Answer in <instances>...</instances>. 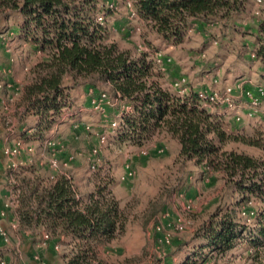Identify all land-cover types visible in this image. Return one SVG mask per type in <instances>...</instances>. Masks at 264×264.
Returning a JSON list of instances; mask_svg holds the SVG:
<instances>
[{
	"label": "rangeland",
	"instance_id": "obj_1",
	"mask_svg": "<svg viewBox=\"0 0 264 264\" xmlns=\"http://www.w3.org/2000/svg\"><path fill=\"white\" fill-rule=\"evenodd\" d=\"M97 2V17L108 28L109 40L135 56L147 55L164 89L181 97L183 93L171 90L173 84L181 82L184 96L197 90L223 97L233 89L239 107L230 115L225 108L202 105L212 114L224 112L217 116L225 117L234 129L238 126L232 115L255 119L238 131L253 136L257 128L264 133V100L254 108L237 89L244 82L240 81L243 74L252 78V90L259 85L260 72L244 57L252 54L246 44L253 42L249 32L264 6L250 0L253 6L248 13L206 24L201 31L191 29L182 43L174 45L148 28L131 0ZM21 24V15L0 10V230L6 233V239L0 236L5 241H0V253L5 264H36L37 257L45 264H65L69 240L56 249L41 232L25 235L12 217L19 216L25 180L39 178L49 184L60 176L68 178L85 200L100 184L99 178L112 182L113 196L127 224L115 240L98 248V264H180L200 246L198 234L213 215L227 211L234 212L248 231L234 250L222 257L211 255L204 264H264V240L260 245L252 241L258 235L255 214L262 202L253 199L249 207L238 206L241 196L222 174L206 172L180 158L178 141L165 131H156L142 143L119 141L124 117L133 107L111 84L95 81V89L74 88L68 80L70 105L43 139L38 136L33 129L37 118L23 116L24 108L18 103L31 70L47 56L24 41ZM159 57L168 63L160 65ZM104 94L107 99L102 100ZM226 149L264 158V150L255 147L230 144Z\"/></svg>",
	"mask_w": 264,
	"mask_h": 264
},
{
	"label": "trees",
	"instance_id": "obj_2",
	"mask_svg": "<svg viewBox=\"0 0 264 264\" xmlns=\"http://www.w3.org/2000/svg\"><path fill=\"white\" fill-rule=\"evenodd\" d=\"M131 2L148 28L174 45L182 43L189 30L201 31L206 24L233 20L250 4V0ZM0 10L21 15V37L47 56L31 70L18 103L24 108L23 116L37 118L33 129L38 136L43 139L70 105L68 80L74 88L83 85L85 89H95V81L107 82L133 107L124 117L119 141L142 143L156 131L171 135L180 145V158L206 172L222 174L226 184L240 194L238 206L249 207L253 199L262 202L261 211L255 214L258 235L252 240L262 243L264 158L226 147L242 144L264 150L263 132L254 128L252 136L246 130L238 131L235 123V129L230 127L225 117L202 105L199 91L190 90L181 97L164 89L147 55L135 56L109 40L108 28L98 21L97 0H0ZM257 30L256 57L251 59L260 62L264 72V19ZM99 182L85 200L65 176L49 184L39 178L25 180L20 225L35 232L45 229L54 247L69 240L65 264H98V248L115 240L127 224L113 196L112 182L108 178H99ZM247 227L232 211L216 213L198 234L200 246L180 264H204L211 255L225 256L238 246ZM1 256L0 264H5Z\"/></svg>",
	"mask_w": 264,
	"mask_h": 264
},
{
	"label": "built area",
	"instance_id": "obj_3",
	"mask_svg": "<svg viewBox=\"0 0 264 264\" xmlns=\"http://www.w3.org/2000/svg\"><path fill=\"white\" fill-rule=\"evenodd\" d=\"M254 1L257 2L259 5L264 4V0H254ZM98 21L101 23L102 18H98ZM251 57L252 58L256 57V49L252 50ZM157 61L159 62L160 65L161 64L165 65L166 63H168L165 59H162L160 57L157 59ZM162 68H164V67H162ZM180 83L173 84L171 90L175 91L176 93H179V94L183 93V96H184L185 92L182 91ZM237 89L241 90L245 99L254 108L258 107L261 104L262 100H264V84H259L256 86V90H252L251 88H248L245 83L242 82L241 84H239ZM199 96H200L201 100L203 101V103L207 104L208 106L225 108V110L228 112L230 110L235 111L239 107L238 101L236 100V98H234V90L233 89H229L228 94H225V96H223V97L219 96V94L212 93V92L210 93L208 91L200 92ZM103 99H107V96L105 94L102 95V100ZM93 103H95V102H93ZM250 116H252V113H250ZM237 119L239 120L238 117H237ZM113 125H114V127H117L118 124L114 123ZM8 153H9V151H8ZM13 153H15V151H13ZM0 236H2L3 238L6 239V233L4 231L0 230ZM44 238L48 241L49 240V234L45 233ZM59 247L60 246H55L56 249H58ZM36 264H45V262H43L42 259L37 257L36 258Z\"/></svg>",
	"mask_w": 264,
	"mask_h": 264
},
{
	"label": "crops",
	"instance_id": "obj_4",
	"mask_svg": "<svg viewBox=\"0 0 264 264\" xmlns=\"http://www.w3.org/2000/svg\"><path fill=\"white\" fill-rule=\"evenodd\" d=\"M252 3H254V2H252ZM255 5H256V3H254ZM253 5H248L247 6V8H246V10H245V12L244 13H248L247 11H249L248 9L250 8V7H252ZM257 6V5H256ZM258 6H260V7H263L264 6V4L263 5H258ZM264 9V8H263ZM264 19V10L262 11V14H261V16H260V18H259V20H256L255 22V25H252L254 28L249 32V36L248 37H251L252 39H253V42H249V43H247L246 45H247V47H249L250 48V50H252V49H254L255 47H257L258 46V44H257V42H256V35H257V26H258V24H259V21H261V20H263ZM249 50V51H250ZM252 62L253 64H254V66L258 69V71L260 72V79L258 80L259 82H257L258 84H260V83H264V72H263V68H262V66H261V64H260V62H258V61H253L252 59H251V56H249L248 58H247V56L246 57H244V62ZM247 71H248V69H247ZM245 73V72H244ZM247 77V75L246 74H243L242 75V78H241V80L240 81H244L243 83H245L246 84V86L249 88H251V87H253L252 85H255V84H253L252 83V78H246ZM194 91H197V90H194ZM224 112H222V113H214L215 115H224L223 114ZM225 113H227L228 115H230L229 113H228V111H225ZM242 113L243 114H245V111L243 112L242 111ZM242 117L243 118H241V120H238L237 118L235 119V117L232 115V117H231V120H233L234 122L233 123H235L237 126H238V128H242V127H244V125H245V122H248V123H253V122H251V121H253V120H255V119H252V118H248V117H246L245 115H242ZM257 117V116H256ZM240 119V118H239ZM252 125V124H251ZM17 215V216H16ZM12 217H13V220L15 221H17V223L20 225V219H19V216H18V214H15V215H12ZM3 222H5V220H3ZM6 223V222H5ZM10 224H12V222H10ZM20 228H22V230L24 231V233H25V235H27V236H30V237H32L31 235H30V233H33V232H35V231H33V230H31V229H28V228H26V227H23V226H21L20 225ZM37 232H41L42 233V235H44L45 233H48L45 229L44 230H42V231H37ZM0 241L1 242H4L5 243V241H4V239L3 238H1L0 237ZM2 249L0 248V251H1Z\"/></svg>",
	"mask_w": 264,
	"mask_h": 264
}]
</instances>
